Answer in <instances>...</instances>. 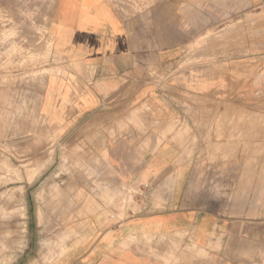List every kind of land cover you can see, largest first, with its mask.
<instances>
[{"label":"crops","instance_id":"0c3cea01","mask_svg":"<svg viewBox=\"0 0 264 264\" xmlns=\"http://www.w3.org/2000/svg\"><path fill=\"white\" fill-rule=\"evenodd\" d=\"M258 4L161 0L125 12L112 0H59L58 62L38 114L84 137L106 187L100 200L36 205L35 227L54 235L65 213L71 240L62 255L37 252L35 264H264V126L252 124L264 116ZM5 96L0 141L16 123ZM129 190L144 198L124 207ZM8 228L0 220V235ZM4 244L9 264L16 255Z\"/></svg>","mask_w":264,"mask_h":264},{"label":"rangeland","instance_id":"374dc122","mask_svg":"<svg viewBox=\"0 0 264 264\" xmlns=\"http://www.w3.org/2000/svg\"><path fill=\"white\" fill-rule=\"evenodd\" d=\"M112 1L125 12L127 9L143 12L161 0ZM235 1L236 4L240 1L242 7L249 0ZM251 1L254 12L259 0ZM58 2L0 0V93L6 94L16 120L11 134L0 141V220L12 221L11 230L8 228L0 235V264L6 249L5 237L11 239V255L17 257L9 264H35L33 258L40 251L41 255H52V251L62 255L71 240L65 213H60V226L52 235V228L35 227L36 205L51 204L53 199L60 204L82 203L91 197L100 200L106 187L100 167L90 162L84 137L52 130L38 114L47 77L53 73L52 65L58 62L51 31ZM238 21L232 28L237 41L242 42L244 31ZM254 118L253 125L264 126V116ZM128 192L123 197L124 207H133L144 198L135 190ZM26 217L27 227L20 223ZM40 240L43 243L37 244ZM27 254L31 259H26ZM19 255L23 258H18ZM40 262L46 264L48 260Z\"/></svg>","mask_w":264,"mask_h":264},{"label":"bare ground","instance_id":"6f19581e","mask_svg":"<svg viewBox=\"0 0 264 264\" xmlns=\"http://www.w3.org/2000/svg\"><path fill=\"white\" fill-rule=\"evenodd\" d=\"M67 248V247H66ZM69 250V249H68ZM67 251V250H66Z\"/></svg>","mask_w":264,"mask_h":264}]
</instances>
